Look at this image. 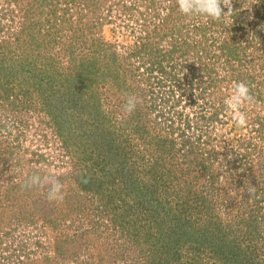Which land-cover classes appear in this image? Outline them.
Segmentation results:
<instances>
[{"label":"rangeland","instance_id":"obj_1","mask_svg":"<svg viewBox=\"0 0 264 264\" xmlns=\"http://www.w3.org/2000/svg\"><path fill=\"white\" fill-rule=\"evenodd\" d=\"M233 9L0 0V264L16 247L24 264H264V0ZM32 174L62 200L23 188Z\"/></svg>","mask_w":264,"mask_h":264},{"label":"clouds","instance_id":"obj_2","mask_svg":"<svg viewBox=\"0 0 264 264\" xmlns=\"http://www.w3.org/2000/svg\"><path fill=\"white\" fill-rule=\"evenodd\" d=\"M178 11L185 17L202 16L215 21L226 20L234 13L233 0H177ZM227 11H224V9ZM253 100L250 88L245 82H235L231 94L224 100L227 111L233 113V119L237 126H243L246 123V114L240 109L246 103ZM138 98L135 95H128L123 105L124 112L131 114L135 111ZM25 189L33 187H47V199L60 201L63 198V185L58 176L54 174H32L28 176L22 185ZM255 187L248 192L253 195Z\"/></svg>","mask_w":264,"mask_h":264},{"label":"built area","instance_id":"obj_3","mask_svg":"<svg viewBox=\"0 0 264 264\" xmlns=\"http://www.w3.org/2000/svg\"><path fill=\"white\" fill-rule=\"evenodd\" d=\"M33 228H34V227H33ZM33 228H32V227H29V228L27 229L28 234L31 233V230H33ZM38 246H39V244L31 246V247H32V250L34 249V251H36V249L38 248ZM25 250H29V247H28V248H20V247H16V251H15L16 256H17V257L15 258L16 263H18V264H24V263L28 260V258L32 256V255H29L28 253H26ZM50 254H51V253H50ZM50 254H49V255H50ZM44 256H45V255H44ZM47 256H48V255H47ZM11 261H13V260H9L10 263H11ZM9 262H8V263H9ZM16 263H12V264H16Z\"/></svg>","mask_w":264,"mask_h":264},{"label":"trees","instance_id":"obj_4","mask_svg":"<svg viewBox=\"0 0 264 264\" xmlns=\"http://www.w3.org/2000/svg\"><path fill=\"white\" fill-rule=\"evenodd\" d=\"M1 97V96H0Z\"/></svg>","mask_w":264,"mask_h":264}]
</instances>
